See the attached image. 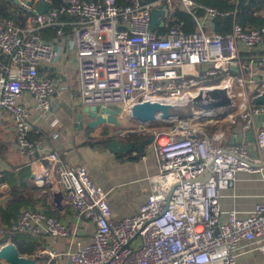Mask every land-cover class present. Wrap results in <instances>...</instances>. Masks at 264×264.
I'll list each match as a JSON object with an SVG mask.
<instances>
[{
	"label": "built area",
	"instance_id": "built-area-1",
	"mask_svg": "<svg viewBox=\"0 0 264 264\" xmlns=\"http://www.w3.org/2000/svg\"><path fill=\"white\" fill-rule=\"evenodd\" d=\"M41 1L20 0L25 30L12 19L0 18V124L5 118L11 121L15 149L27 160L37 144L28 138L30 113L23 93H29L42 121L50 126L58 122L51 110L53 83L39 77L38 69L56 64L59 50L39 31L54 25L61 15L77 19L67 44L77 61L79 106H118L126 113L144 99L195 94L221 78L237 84L244 101L224 119H205L198 126L177 121L152 130L158 171L149 178L151 191L135 214L118 221L112 220L106 193L93 183L87 169L71 167L58 151L49 150L45 158L63 195L61 201L90 219L94 229L90 242L73 251L43 247L29 258L44 259L45 264H62V257L67 264H239L237 250L244 241L256 242L264 262V203L246 217L235 210L224 214L219 204L221 192L233 187L238 172L264 178V128L256 125V119L264 117V103L252 104L245 91L252 87L254 96L264 93V57L249 64L260 68L258 80L242 73L238 55L240 49L264 48V26H244L235 20V9L221 11L196 0H128L125 5L117 0H61L58 7L34 14V5ZM233 1L236 5L238 0ZM162 5L166 31L158 33V25L150 30V12ZM176 7L193 19L195 31L185 32L183 21L172 22ZM197 9L203 11L201 17ZM216 16L232 17L229 33L204 30V19ZM217 124L251 130L258 155L251 156L244 140L230 143ZM236 135L231 131L229 138ZM57 137L52 132L51 138ZM206 170L210 177L195 182ZM34 179L43 183L41 176ZM11 233L58 240L73 238L77 229L43 211L24 209Z\"/></svg>",
	"mask_w": 264,
	"mask_h": 264
},
{
	"label": "crops",
	"instance_id": "crops-1",
	"mask_svg": "<svg viewBox=\"0 0 264 264\" xmlns=\"http://www.w3.org/2000/svg\"><path fill=\"white\" fill-rule=\"evenodd\" d=\"M43 2H48L50 8L61 4V0L56 5L54 0ZM196 15L201 17L203 11L197 9ZM0 18L14 20L23 30L27 27L25 9L21 6L20 0H0ZM20 18L23 19L22 23ZM175 20L184 22L182 29L185 32L196 30L193 19L178 7L175 8L172 22ZM163 21L166 22V18H163ZM204 23L206 32H215L213 18L204 19ZM76 25L75 17L61 15L54 25L39 31L43 40L57 46L59 50L56 64L43 65L38 69L39 77L53 83L51 110L56 114L58 122L55 126H50L49 121H42V113L36 108L29 93H23L22 102L30 113L31 128L28 138L37 144L28 160L15 149L11 121L5 118L0 124V248L7 243L15 244L19 255L25 257H30L34 251L43 247L59 253L73 251L78 244L85 245L90 242L94 229L90 219L78 215L64 200L61 201L63 197L58 202L54 201V195L61 192L58 191L57 179L45 158L49 150L58 151L67 165L71 167L82 165L87 169L93 183L106 193L113 221L138 211L151 191L149 178L158 171L151 141L141 152L132 150L126 153H114L108 149L107 143L110 141L138 143L151 137L152 130L165 128L156 125L142 126L130 119L126 113L118 116V127L105 124L89 128L87 119L83 120V129L74 126L80 108L77 105V61L74 53L68 50L67 40L72 37ZM164 25H158L162 29L156 28V31L164 33L166 31ZM230 31L231 28L227 33ZM238 55L242 73L246 77L250 75L260 80V68L249 67V64L257 58L264 57V48L259 47L251 51L240 49ZM245 91L250 99L255 95V89L252 87H247ZM228 125L227 134L231 131H235L237 135L246 133L240 126ZM256 125L257 129L264 128V117L257 118ZM55 131L58 137L52 139L51 134ZM229 135L227 138L230 140ZM248 146L251 156L256 157L258 152L253 139L248 142ZM35 176H41L43 183H36ZM263 203L264 178L243 171L236 174L233 187L222 191L219 199L220 209L224 214L229 210H235L239 217L248 216L257 205ZM10 207H13V211L9 212ZM24 209L43 211L68 226H74L77 233L73 238L58 240L10 234L19 213ZM19 243H23L22 246ZM237 259L239 264H264L256 242L250 244L243 241L237 250ZM35 261L38 264H45L44 259ZM61 263L67 264V259L62 257ZM0 264L5 263L0 261Z\"/></svg>",
	"mask_w": 264,
	"mask_h": 264
},
{
	"label": "water",
	"instance_id": "water-1",
	"mask_svg": "<svg viewBox=\"0 0 264 264\" xmlns=\"http://www.w3.org/2000/svg\"><path fill=\"white\" fill-rule=\"evenodd\" d=\"M30 3H27L29 6ZM50 8L48 2H39L34 5L35 14H43ZM165 6H159L153 8L150 12V30H154L156 25H162L161 18L164 14ZM233 73L238 74L236 66L230 67ZM234 95L231 88L226 85H211L208 87L200 88L195 94H185L179 98L172 99H144L142 101L132 104L126 111V115L145 127L153 125L168 124L178 114L181 109L188 112V116L194 113H213L222 114L228 112L234 105ZM251 103L254 105L264 103V93L254 96L251 99ZM122 113L120 107H101V106H80L78 113L76 114V121L74 126H78L79 129H83V120L87 119V127L95 128L99 125H113L119 126L118 116ZM182 116H179V120ZM253 139V132L247 131L245 134L236 135L230 137V143L251 142ZM152 141V137L142 140L140 142L131 143H119L116 141H110L107 143L108 149L114 153L128 152L132 150L140 151L142 148ZM210 177V171L206 170L203 176L194 180L201 184L204 183ZM170 194V193H169ZM63 197L62 193L54 195V201L58 202ZM0 261L5 264H38L35 260L19 255L16 247L12 243H7L0 248Z\"/></svg>",
	"mask_w": 264,
	"mask_h": 264
},
{
	"label": "trees",
	"instance_id": "trees-1",
	"mask_svg": "<svg viewBox=\"0 0 264 264\" xmlns=\"http://www.w3.org/2000/svg\"><path fill=\"white\" fill-rule=\"evenodd\" d=\"M54 1H55L54 5L59 3V0H54ZM200 1L201 3L205 5L214 7L221 11L235 9V15H234L235 20H237L240 24L244 26H248V27L264 26V0H238L236 5L233 0H223V1L221 0H200ZM127 2L128 0H117V3L119 5H125L127 4ZM20 20L22 23L23 19L20 18ZM231 22H232L231 16L214 17L213 18V23L215 25L214 31L217 33H221V34L227 33L231 28ZM157 28L162 29L158 26ZM228 126H229L228 124L222 125L220 126V129H222L227 134ZM10 211H13V207L9 208V212ZM19 244L22 246L23 243H19Z\"/></svg>",
	"mask_w": 264,
	"mask_h": 264
},
{
	"label": "bare ground",
	"instance_id": "bare-ground-1",
	"mask_svg": "<svg viewBox=\"0 0 264 264\" xmlns=\"http://www.w3.org/2000/svg\"><path fill=\"white\" fill-rule=\"evenodd\" d=\"M213 85H226V86H229L231 88V91H232L233 94L237 92L236 96L239 98L240 101H238V102L236 101V105H235V102H234L233 108H230V110L228 112H224V113L219 114V115H214L213 113H207V112H205V113H194L193 114V112H192L190 114V117H197L198 116L200 118V117L205 116V117H207L209 119L213 118L212 121L213 120H219L221 117H223V116L226 117L227 114L230 115L232 112H234L232 109L241 107V105H242V103L244 101L243 100L244 94H243V91L240 88L239 89L237 88V84H235L233 81H231L229 79H222L221 78V79H217L216 81H214Z\"/></svg>",
	"mask_w": 264,
	"mask_h": 264
},
{
	"label": "rangeland",
	"instance_id": "rangeland-1",
	"mask_svg": "<svg viewBox=\"0 0 264 264\" xmlns=\"http://www.w3.org/2000/svg\"><path fill=\"white\" fill-rule=\"evenodd\" d=\"M211 85L213 86V83H211ZM237 88L239 89V86L237 85ZM236 94H237V92L236 93H234L233 95H234V99H235V105H236V101L238 102V101H240L239 100V98L236 96ZM248 95V94H247ZM250 100V102H251V99H249ZM233 108V107H232ZM238 109L239 108H234V109H232L234 112H236V111H238ZM178 114H181V115H179V116H182L181 117V119L179 120V116H177V115H175V118L170 122V123H168V124H160V125H156L157 127H160V128H169V127H171V126H173V125H175L176 123H177V121H182L181 123H183V124H188V125H191V126H198V125H201L202 123H203V120H205L207 117H205V116H203V117H189L188 116V112L186 111V110H182L181 109V111H179L178 112ZM187 118V119H186ZM225 118V116H223V117H221L220 119H224ZM207 119H209V118H207ZM219 119V120H220ZM209 122H212V120L211 121H209ZM207 128V127H206ZM209 128V127H208ZM215 128L217 129V128H219L220 129V125H215ZM218 129V130H219Z\"/></svg>",
	"mask_w": 264,
	"mask_h": 264
}]
</instances>
